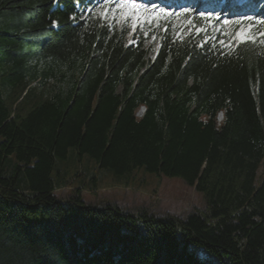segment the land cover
<instances>
[{"label":"trees","instance_id":"1","mask_svg":"<svg viewBox=\"0 0 264 264\" xmlns=\"http://www.w3.org/2000/svg\"><path fill=\"white\" fill-rule=\"evenodd\" d=\"M105 8L0 0V264H264V42L190 15L133 31ZM83 160L179 178L206 210L60 201V166Z\"/></svg>","mask_w":264,"mask_h":264},{"label":"rangeland","instance_id":"2","mask_svg":"<svg viewBox=\"0 0 264 264\" xmlns=\"http://www.w3.org/2000/svg\"><path fill=\"white\" fill-rule=\"evenodd\" d=\"M105 1L108 2V0ZM151 11V8L146 9L144 15L147 16ZM172 11L169 10V12ZM180 11L182 10H176L175 13ZM200 13L202 12L194 9L191 14L192 17H201ZM204 14H210L209 19L217 18L213 13ZM100 15L108 20L117 21L119 25L122 23L131 25V28L136 24L134 19L125 22L116 10L114 3H109L108 7ZM258 16L251 15L254 18H264V15L258 14ZM169 18L171 17L169 16ZM172 19L173 21L168 18L160 20V27L155 24L152 26L159 29L168 22H172L176 28L187 29L195 27L192 20H183L175 15ZM144 26L149 25L144 24ZM206 26L210 33L231 38V42H233L234 34L229 26L225 28L221 25L217 28L212 21L206 22ZM225 32H227V35H225ZM152 42L155 48L158 47L157 39L152 38L150 43ZM142 113L143 110L140 115ZM221 119L222 115L219 116L220 121ZM59 172L57 181L61 186H58L59 189L56 192V196L65 203L74 196L76 190L80 189L81 196L87 205L100 207L110 203L128 213H136L137 210L144 209L157 217H175L184 220L191 214L206 210L204 196L195 187L188 186L179 178H158L143 171H138L128 178L117 179L108 172L97 171L95 164L88 160H83L81 166L73 163L63 164L60 166ZM79 172H82V174L76 177ZM96 173L98 184L94 187L91 179ZM75 177L76 180L74 181L73 178Z\"/></svg>","mask_w":264,"mask_h":264},{"label":"snow or ice","instance_id":"3","mask_svg":"<svg viewBox=\"0 0 264 264\" xmlns=\"http://www.w3.org/2000/svg\"><path fill=\"white\" fill-rule=\"evenodd\" d=\"M109 3H114L116 10L123 17L125 22L134 19L136 24L133 27V31L142 29L144 24L149 26L155 24L160 27L159 21L164 20L169 16L175 15L177 17H184L192 13V9H183L180 12L172 13L168 12L163 8H158L156 5H143L139 3V0H108ZM151 8L152 11L147 16L144 15L146 9ZM203 18H208L210 14H199ZM219 19V17H217ZM55 24V22H53ZM235 24L239 26V31L235 33L236 40L241 43H253V42H264V32L253 31V28L257 25H264V18H254L246 16L242 19H236L234 21L224 20L223 25L227 28L229 25ZM164 31L167 32V26L164 27ZM227 35V32H225ZM221 44L224 42L221 41Z\"/></svg>","mask_w":264,"mask_h":264}]
</instances>
